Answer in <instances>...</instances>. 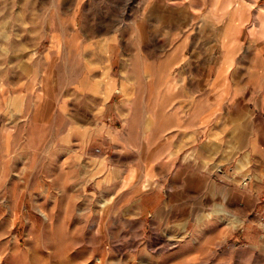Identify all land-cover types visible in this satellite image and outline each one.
Listing matches in <instances>:
<instances>
[{"label":"rangeland","instance_id":"obj_1","mask_svg":"<svg viewBox=\"0 0 264 264\" xmlns=\"http://www.w3.org/2000/svg\"><path fill=\"white\" fill-rule=\"evenodd\" d=\"M259 12L0 0V264H264V218L248 239L230 205L257 181L258 95L226 72L209 92L194 56L264 35Z\"/></svg>","mask_w":264,"mask_h":264},{"label":"crops","instance_id":"obj_2","mask_svg":"<svg viewBox=\"0 0 264 264\" xmlns=\"http://www.w3.org/2000/svg\"><path fill=\"white\" fill-rule=\"evenodd\" d=\"M259 15L264 16V12H259ZM261 31L263 30L261 29ZM256 34V37L244 40L226 38L223 44L215 40L209 41L208 47L203 51L196 50V55H194L197 56V59L208 63L207 66L213 73L210 76L209 92L215 94L221 92L222 89L215 85L216 78L217 75L222 76L226 72V77L230 78L232 87H246L247 93L254 91L258 95L257 110L261 118L259 125L262 127V132L255 139L249 137L248 134L243 135L240 139L241 147H246L250 154L256 158L257 165L255 168H251L250 172L256 174L257 181L252 187L243 189L239 201L230 204L235 209L240 221L244 222L241 233L243 237L248 239L259 235L258 220L261 217L264 218V35L261 34L260 30ZM218 47L219 49H217ZM218 50L223 53H216ZM234 91L236 90L234 89ZM193 120V124L202 123L201 117L194 116ZM229 123L228 119H220L219 124L228 126ZM220 137L222 140L228 138L222 134ZM254 143H257L258 146H255Z\"/></svg>","mask_w":264,"mask_h":264}]
</instances>
